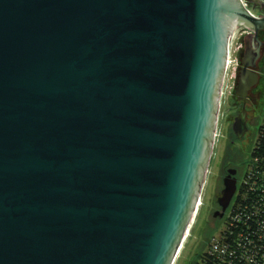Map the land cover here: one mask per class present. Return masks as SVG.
<instances>
[{
	"label": "water",
	"instance_id": "water-1",
	"mask_svg": "<svg viewBox=\"0 0 264 264\" xmlns=\"http://www.w3.org/2000/svg\"><path fill=\"white\" fill-rule=\"evenodd\" d=\"M263 23L244 0H0V264H173L231 40L254 31L246 92Z\"/></svg>",
	"mask_w": 264,
	"mask_h": 264
},
{
	"label": "flooded vegetation",
	"instance_id": "flooded-vegetation-1",
	"mask_svg": "<svg viewBox=\"0 0 264 264\" xmlns=\"http://www.w3.org/2000/svg\"><path fill=\"white\" fill-rule=\"evenodd\" d=\"M244 2L246 3L247 8L252 10L257 17L264 18V0H244ZM239 29L241 30L240 39L242 46L240 47L239 64L237 66V75L235 77L233 87L235 99L232 100V104L229 105L227 121L224 126V136L229 151L225 150L221 155L223 162L219 167V171L222 175L217 179V195L213 202L209 218L205 221V226L208 227V229L216 225V223L225 216L228 207L235 198L238 191L237 187L239 175L243 167L245 154L248 152H250V155L252 154V149L256 139L255 130L258 124L256 111L259 108V98L261 96V90L259 88H263L264 83V75L262 74V64L264 63V23L254 34V37L257 36L258 38L257 41L254 37L250 38L249 36L248 41L254 45V51L259 49L260 52V55L256 60L253 59V55L250 57V61H254L256 63L253 70L259 74V78L258 82L248 88L246 92H238L237 89L239 85L240 72L243 68L245 38L247 35L253 34L254 31L246 26H242ZM240 143H242V148L239 146ZM225 178L230 180L234 178L237 182V187L229 201V204L224 208L218 199L223 195Z\"/></svg>",
	"mask_w": 264,
	"mask_h": 264
},
{
	"label": "rangeland",
	"instance_id": "rangeland-1",
	"mask_svg": "<svg viewBox=\"0 0 264 264\" xmlns=\"http://www.w3.org/2000/svg\"><path fill=\"white\" fill-rule=\"evenodd\" d=\"M239 44L242 45V42L240 39V32L239 30H237L235 33L233 52H232L233 62L231 66H229V69L227 70L224 84L222 87L221 106H220V111H219L217 132H216L215 143L213 146V151H212V155H211V159L209 163V168H208L207 174L204 179L203 187L201 189V194L199 197V201L197 204L195 214L193 216L191 224L187 230V233L184 237V240L180 246V249L175 257L173 264H194L196 263V261H198V258H199L198 254L201 251H203L205 247L208 245L210 236L215 233H218L219 231L223 229L225 225L226 217L231 207L230 206L227 209L225 216L222 219H220V221H218L216 225H214L212 228L208 229V227L205 226V221L209 218L210 211L213 207V202L217 195V189H218L217 179L218 177H221L222 175L219 171V167L221 163L223 162V158L221 157V155H222V152H224L225 150L229 151V148L227 147V142L224 136V126H225V122L227 121L229 105L232 104V100L235 99L234 94H233L234 93L233 87H234V80L237 75L236 73L237 66L239 64V54H240L241 48H239V50L236 48V46H238ZM262 66H263L262 74L264 75V63L262 64ZM259 89L261 90V96L259 98V108L256 111L258 124L255 130V138L257 137L258 126L262 122L263 114H264V90H263L264 83H263V88L260 87ZM239 146L240 148H242V143H240ZM252 157H253V153L251 155H250V152L245 154L243 167L239 175L238 185L241 182V178L243 177L245 169H246V172H249V170L253 167L252 166L253 164L251 162ZM256 162L259 163V160H257Z\"/></svg>",
	"mask_w": 264,
	"mask_h": 264
},
{
	"label": "trees",
	"instance_id": "trees-1",
	"mask_svg": "<svg viewBox=\"0 0 264 264\" xmlns=\"http://www.w3.org/2000/svg\"><path fill=\"white\" fill-rule=\"evenodd\" d=\"M252 153L259 163L255 161L249 172L245 173L246 188H238L234 201L230 204L231 207L229 206V213L219 237L226 246L233 248V257L221 259L218 257L219 248L211 253L213 255L209 254L211 245L208 241V245L198 254V261L194 264H243L245 260L243 255L247 250L245 243L252 238L257 241L256 231L264 235L262 226L264 222V114L258 126ZM229 236L235 237L236 240L229 244L227 241ZM262 243L264 244V237ZM261 252L263 255H260V264H264V251ZM251 261V258L246 260L247 263Z\"/></svg>",
	"mask_w": 264,
	"mask_h": 264
},
{
	"label": "built area",
	"instance_id": "built-area-1",
	"mask_svg": "<svg viewBox=\"0 0 264 264\" xmlns=\"http://www.w3.org/2000/svg\"><path fill=\"white\" fill-rule=\"evenodd\" d=\"M250 12L252 14H254V12L252 10H250ZM238 30H239V32H241L240 29H238ZM234 38H235V34L231 40V48H230L229 56H228V69H229V66H231V64L233 62L232 52H233ZM240 46H242V45L239 44L238 46H236V48L239 50ZM255 161H256L255 158L252 157L251 162L253 165H254ZM245 173H246V169H245V172L243 174V177L241 178V182H240L238 188H243L245 183H246V181H245L246 174ZM262 226L264 229V222L262 223ZM221 231H223V230H221ZM221 231L210 236L209 243L211 245V248L209 250V254L213 253L215 249L219 248L220 254L218 255V257H220L221 259H225V258L230 259V257L231 258L233 257L232 254H233L234 250H233V248L226 246L224 244V242L221 240V238L219 239V237L221 236ZM255 234L257 235V241L254 240V238H252L251 240H249V242L245 243L247 250H245L244 255H243V257H245L243 264H260V262H261V260L259 258H260V255H263V253L261 251H264V244L262 243L264 235H263V233H258L257 231ZM235 240H236L235 237L231 238L230 236L227 239L229 244L234 242ZM211 255H213V254H211ZM250 258L252 261L247 263L246 260H249Z\"/></svg>",
	"mask_w": 264,
	"mask_h": 264
},
{
	"label": "bare ground",
	"instance_id": "bare-ground-1",
	"mask_svg": "<svg viewBox=\"0 0 264 264\" xmlns=\"http://www.w3.org/2000/svg\"><path fill=\"white\" fill-rule=\"evenodd\" d=\"M236 30H237V29H236ZM236 30H235V31H236Z\"/></svg>",
	"mask_w": 264,
	"mask_h": 264
}]
</instances>
